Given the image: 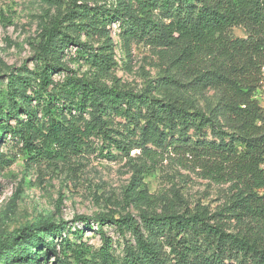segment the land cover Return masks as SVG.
<instances>
[{
  "label": "trees",
  "instance_id": "trees-1",
  "mask_svg": "<svg viewBox=\"0 0 264 264\" xmlns=\"http://www.w3.org/2000/svg\"><path fill=\"white\" fill-rule=\"evenodd\" d=\"M47 1L54 13L31 43L33 68H8L0 89V144L8 138L28 165L56 170L137 150L144 162L126 193L138 215L17 228L0 236V264H264V0ZM132 44L161 68L139 91L113 75L115 48L130 62ZM79 63L87 73L71 68ZM162 156L225 187L221 205L190 209L178 196L149 207L141 177ZM11 162L0 152V168ZM88 232L98 248L83 240Z\"/></svg>",
  "mask_w": 264,
  "mask_h": 264
},
{
  "label": "rangeland",
  "instance_id": "rangeland-1",
  "mask_svg": "<svg viewBox=\"0 0 264 264\" xmlns=\"http://www.w3.org/2000/svg\"><path fill=\"white\" fill-rule=\"evenodd\" d=\"M48 12L52 14L54 9L47 0H0V61L7 66H0V89L5 86L8 68L24 65L33 68L31 43ZM112 30L117 32L115 26ZM232 35L243 37L244 33L234 28ZM129 60L115 48L118 66L113 75L118 84L126 88L139 91L161 71L155 53L143 45L132 44ZM71 68L78 75L88 72V66L81 63L71 64ZM12 144L8 138L0 144V152L12 160L9 166L0 168V236L44 219L62 220L68 227H80L73 222L76 216L93 218L113 212L138 215L137 204L130 202L126 193L127 188L131 186L132 190L137 183L133 179L134 167L144 162L137 150L131 151L129 158L115 160L92 154L73 159L68 165H59L56 170L46 163L28 165ZM168 158L162 156L154 167L145 166L141 182L150 199L149 207H156L164 198L179 196L190 209L199 203L215 211L223 201L225 187L203 179L198 172L185 169ZM142 206L145 208L144 204ZM105 231L114 249L119 250L120 236L108 227ZM83 240L95 248L101 245L98 233H85Z\"/></svg>",
  "mask_w": 264,
  "mask_h": 264
},
{
  "label": "built area",
  "instance_id": "built-area-1",
  "mask_svg": "<svg viewBox=\"0 0 264 264\" xmlns=\"http://www.w3.org/2000/svg\"><path fill=\"white\" fill-rule=\"evenodd\" d=\"M256 99L260 107L264 110V66L261 67V80L257 90Z\"/></svg>",
  "mask_w": 264,
  "mask_h": 264
}]
</instances>
